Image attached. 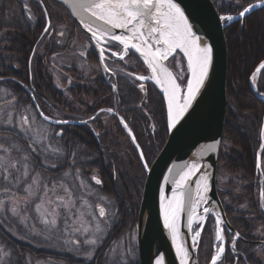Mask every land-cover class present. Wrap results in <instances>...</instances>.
I'll use <instances>...</instances> for the list:
<instances>
[{
    "label": "trees",
    "instance_id": "trees-1",
    "mask_svg": "<svg viewBox=\"0 0 264 264\" xmlns=\"http://www.w3.org/2000/svg\"><path fill=\"white\" fill-rule=\"evenodd\" d=\"M40 1L48 11L50 32L52 31H46L44 35L46 21L36 3H31L33 13L25 18L20 8L16 10L17 0H0V87L8 89L17 100L16 105L24 110L35 109L36 105L40 113L52 120L83 124L48 125L54 132H63L59 137L55 135L51 141L53 147L49 149L46 145L33 146L21 137L3 131L0 132V145L6 139L19 148L13 156L14 161L20 162L24 172L25 165L27 166L25 186L31 184V178L36 174H39L38 187L41 190L45 184L48 189H54V185L55 188L66 186L69 184L66 180L69 178L68 173L79 172L81 178L91 180V185L96 188L94 192L113 204L115 217L107 236L108 242L98 249L94 259L87 262L73 261L66 255L46 251L49 249L46 236L44 238L32 234L29 227L23 229L15 225L14 221L8 223L5 220L3 224L0 223V248L7 254V259L1 264H28L33 260L50 264H104L109 251L118 243L126 245V259L133 260L128 262L138 264L133 236L146 177L145 170L138 150L119 126L118 120L113 118L115 133L109 134L114 131L106 129L105 124L102 125L100 118L103 115L99 112L101 109H113L127 122L135 136L136 145L140 146L150 167L168 137L164 100L150 83H145V91H141L139 83L130 80L128 73H133L132 76L148 75L143 63L133 53H129L124 60L112 56L106 58L107 65L116 67L115 71L120 70L114 72V78H105L100 71L98 76H86L75 65V61H85L78 57L69 58L68 55L76 48V43L77 48L83 45L79 41L80 31L68 17L71 27H68L63 37L60 35L55 39L54 28L65 24L64 18L59 11L51 13L49 0ZM212 1L221 16L239 15L242 7L261 2ZM224 37L227 49V109L218 156V192L228 222L242 239L238 243V250L245 256L246 262L243 263L240 259L239 263L264 264V247L256 243L262 240L260 234L264 235V150L260 147L264 102L255 98L249 88L250 76L264 59V7L233 23L225 30ZM85 54L86 60L94 59L91 52L87 54L85 51ZM71 59H77L73 62L75 68L64 67ZM51 64L54 65L55 76L53 72L48 74ZM120 72L127 74V78ZM117 78V90L112 91L113 88L107 87L105 80ZM255 87L260 93H264V70L256 79ZM36 116L41 120L37 114ZM91 117L95 119H90ZM122 138L125 144H121ZM33 148L36 149L35 152L32 151ZM56 149L59 150V155H56ZM259 152L261 171L255 166ZM25 156L28 157L27 160L24 159ZM53 164L55 167H52ZM14 170L21 172L19 164L16 169H12ZM15 174L22 178L24 176ZM95 176L102 181L101 184L93 181ZM22 190L24 187L15 192L20 193ZM213 221L210 216L201 234L196 254L199 264H209L213 256ZM225 236L228 246L218 264H225V261L234 264V254L230 248L233 236L227 232Z\"/></svg>",
    "mask_w": 264,
    "mask_h": 264
},
{
    "label": "snow or ice",
    "instance_id": "snow-or-ice-1",
    "mask_svg": "<svg viewBox=\"0 0 264 264\" xmlns=\"http://www.w3.org/2000/svg\"><path fill=\"white\" fill-rule=\"evenodd\" d=\"M72 7L74 13L81 17V23L84 24L86 31L90 33V39L95 41L96 47L99 49L101 63L106 59V52H110L111 56L117 57L119 60H124L131 50L134 54H138L139 57L143 58L144 63L151 70V76L136 75L135 79L138 81L150 79L155 85L159 86L167 100L168 128L176 129L178 125H181V122L185 121V118L194 110L197 98L205 89L213 63L212 46L207 43H200L201 38L193 31V27L189 24L188 18L181 7L174 0H73ZM254 7H264V0H261V3L255 6L242 7L239 11L240 18H244ZM221 19L231 21L233 17L226 16L221 17ZM114 43L122 46V51L113 50L111 46ZM105 45H109V47H105ZM177 50L186 58L187 79L184 84L178 82V80L185 79L183 73L174 76L164 64L169 58L175 57ZM81 54L83 55V53ZM177 66L180 65L177 64ZM105 70H108L107 66H105ZM262 70H264V61L259 62L255 68V73H260ZM255 73L251 76L253 84L256 83ZM128 75L132 76L133 73H128ZM139 87L141 91H145L143 83ZM113 88L115 89V85H113ZM261 95L264 96V93H261ZM101 111L112 112L113 109H101ZM40 115L44 116L43 113ZM44 119L49 118L44 116ZM90 119H95V117ZM56 122L67 123V121ZM29 123V118L24 116L22 126ZM120 123L128 130V134L135 144V136L132 134V130L128 128L127 122L121 118ZM57 135H63V132H58ZM261 138L264 139V131L261 133ZM136 146L139 149L140 146L138 144ZM12 147L16 148L15 145ZM260 147L264 150V143ZM212 149L215 150L214 145ZM0 151L6 154L9 153V149L3 145H0ZM32 151L35 152L36 149L33 148ZM140 158L145 160L144 167L147 169L148 164L142 151L140 152ZM24 159L27 160L28 157L25 156ZM17 163L19 161H13L8 156L0 157V169L5 173H8L9 169H16ZM52 167H55V164ZM24 175L28 176L26 165ZM4 178L8 179V175H5ZM93 179L98 185L102 183L96 177H93ZM173 183V194L168 207L164 208L162 205L164 225L171 232L180 264H190L189 249L182 244H176L180 235L178 220L181 214L187 211V227L191 231L194 223L204 219L203 216L198 215L197 210L202 203L206 204L208 201L207 194L210 191L209 174L202 172L201 165L193 161L186 165V168L179 173L178 179H174ZM193 184L195 186L194 195L192 193ZM39 185V174H36L31 178V184L25 191L31 195L34 188ZM53 188H55V185ZM42 190L45 196L51 191L46 184L42 186ZM64 191L68 199L65 200L63 196H57L56 200L61 201L65 208L75 207L70 190L65 188ZM42 203L37 205V211L41 210ZM50 203L55 202L50 201ZM0 207H3V205H0ZM97 208L99 217L104 218L106 216L105 207L97 205ZM12 211L13 213L17 212L15 205ZM44 211L47 212V209ZM204 213H208L207 207L204 208ZM48 214L52 216V219L50 222L48 220L44 222L55 226L57 223L55 207ZM83 215L81 213L77 217L78 220H81V226L74 229L75 232L82 231V234L89 231V227L85 225L91 224V221L82 220ZM92 219L96 221L92 229L93 236L96 238L86 239L84 243L95 246L101 239L97 234H101L103 229L100 221L96 220L94 215ZM216 223L217 225L221 223L219 216L216 217ZM200 236L201 230H195L192 236L194 245ZM235 236L239 238V233H236ZM217 239H223L219 232H217ZM71 243L79 245L80 241L72 240ZM224 251L225 248L222 245L219 246L217 254L211 257L210 264H217ZM86 255L91 258L93 255L92 250H88ZM156 264H163V257H160Z\"/></svg>",
    "mask_w": 264,
    "mask_h": 264
},
{
    "label": "water",
    "instance_id": "water-1",
    "mask_svg": "<svg viewBox=\"0 0 264 264\" xmlns=\"http://www.w3.org/2000/svg\"><path fill=\"white\" fill-rule=\"evenodd\" d=\"M50 1L59 5L67 12L72 22L87 39L101 73L105 77H113V74L109 70H105V63L100 62L99 49L96 47L95 41L90 39V33L86 31L84 24L81 23V17L74 13L72 7L73 0ZM174 2L184 11L189 24L193 27V31L201 38L200 43H207L212 46L213 63L210 69L209 80L206 83L205 89L202 90L201 95L197 98L194 104V110L190 112L189 116L185 118V121H182L181 125H178L176 129L168 128V137L165 145L146 173L136 225V244L139 264H156V261L160 257H163V264H180L175 245L172 241L171 232L164 225L161 199L163 196L165 200L173 194L174 179H178L179 173L186 168V165L193 161L201 165L202 172L209 174L210 182V191L207 194L208 201L206 204L203 203L200 211L204 219L201 221L199 230L202 233L206 221L209 216H212L216 224L215 241L221 240V244L225 248L224 229L228 234L234 236L232 248L238 239L235 236V230L226 218L216 189L217 162L227 107V53L223 31L229 24L244 19L262 7H254L244 18H240L239 16L233 21H230L229 24L223 25L221 18L218 16L210 0H174ZM40 6L42 7L41 4ZM42 9L48 22L47 14L43 7ZM135 55L139 57L138 54ZM139 58L143 59L141 57ZM164 64L167 66L165 62ZM253 73H255V70ZM260 73H255L256 79ZM251 76L249 79V88L257 99L264 102V96L257 91L255 84L251 81ZM155 87L157 88L156 85ZM157 90L164 100L168 123L167 103L159 88ZM130 139L132 141L131 137ZM134 145L138 150L136 143ZM213 145L215 146V150L212 149ZM192 193L193 195L195 194L194 184L192 185ZM205 207L208 208L207 214L204 213ZM217 216L221 218L220 228L216 223ZM178 222L180 244L189 249L190 264H198L196 259L197 247L192 241L193 229L190 231L187 227V211L181 214ZM195 224H193V227ZM217 232L220 233L223 239H217Z\"/></svg>",
    "mask_w": 264,
    "mask_h": 264
},
{
    "label": "rangeland",
    "instance_id": "rangeland-1",
    "mask_svg": "<svg viewBox=\"0 0 264 264\" xmlns=\"http://www.w3.org/2000/svg\"><path fill=\"white\" fill-rule=\"evenodd\" d=\"M17 2L18 3L15 4L16 10H18V8L22 10V6L19 3L20 0H17ZM50 3H49V8L51 10V13L54 14L59 11V14H61L62 17L64 18L63 22L65 23L61 26L58 25V27L55 26L56 28H54V36L55 39H57V37H60L61 33L63 35L65 34V32H67V29L68 27H71V24L70 21L68 20L69 16L67 12L65 10H62L61 9L62 7L59 8L60 7L59 5L52 3L51 1ZM40 9L43 12L41 7ZM44 10L45 12H48L47 9L44 8ZM13 13L16 14V12ZM31 13L33 12L31 11ZM31 13L25 11L24 12L25 16L24 15L23 16L27 18L29 15H31ZM55 22H57L56 18H55ZM79 41L81 42V44L83 43V45L80 48L79 47L77 48L78 43H76L74 45L76 48L73 50L72 53L68 54L69 58L78 57L79 59L85 61V62L75 61V65H77V68L81 69V71H83L86 76L89 75L98 76L100 70L98 68V65L94 62V60L93 59L86 60L81 58L82 55L81 53H83V55L85 54V50L83 49V47L86 43V40L80 34H79ZM119 50L122 51V46H119ZM176 54H177L176 57H174L173 59L169 58V60L166 62L168 67L172 70L174 76L183 73L185 79L178 80V82L184 84L186 83V79H187L186 58L183 57V54L180 53L179 50H177ZM77 59H73V60L71 59L70 61L68 60L67 64L69 66L68 65L67 66L63 65V66L68 68H73L74 67L73 62L74 60ZM141 60L143 61V59ZM177 64H179L180 66L178 67ZM52 65L53 64L49 65L48 67V71H49L48 74L53 72L54 65L56 66V63L53 66ZM114 68L112 69L114 70ZM52 74L53 76H55L54 72ZM150 74L151 73L149 71L148 76L146 77H150ZM130 80H132L133 82L136 81L137 83L144 84L147 83L145 82L146 80H150V79H146L144 81H138L134 77H130ZM26 91L30 96L28 89H26ZM16 103L17 100L13 97V95H11V92H9L8 89L0 87V132L3 131L12 134L13 136L21 137L22 139H24L33 146L41 147L46 145L48 149L49 147H53V142L51 141H53L55 135H57V132H54L51 129H49L48 125L51 124L47 123L46 121L49 122L50 121L56 122V121L50 118L44 120V117H42V115L40 116V114L37 112L36 107L35 109L32 110L30 108L24 110L18 107ZM36 114L40 117L41 120L37 118ZM114 114L115 113L107 112V111L102 112L103 116H101L100 118L102 125L105 124L107 127L106 129H110L114 131V132H110L109 134H114L115 130L113 129L114 128L113 126L115 125V122L113 121V118H116L120 124L119 126L126 132V134H128V130L125 129L123 125L120 123L121 118H117ZM24 116H27L29 118L30 123L28 125L22 126V118ZM40 121L42 123H40ZM79 124H83V123H79ZM4 141H5L3 142L4 144L1 143V145H3L5 148H8L9 153L6 154L0 151V157L8 156L11 160L14 161L15 156L13 155L15 151H19V148L16 145H15L16 148H13L12 146L14 144L11 141H8L6 139ZM107 141L112 142L111 139H107ZM125 143L126 142L124 141V138H122L121 144H125ZM55 153L56 155L60 154L58 149H56ZM18 164L19 167L21 168V170H19L21 171L20 173L16 172V170L12 171V169H9V172L5 173L2 169H0V205H3V207H0V223L4 222L5 220H7L8 223L10 221H14L15 225H19L23 229L29 227L33 232L32 234L42 236L44 238L46 236L49 241V247L47 245V248L49 249H47L46 251H49L50 253H57V254L59 253L60 255H66L73 261L87 262L91 259H94V255L97 253L98 249L105 246L106 243L108 242L107 236L110 233L111 226H113L114 217H115V209L113 207V204L110 201L106 200L98 192H94L96 188H94L91 185V180L89 179V181H87L81 178L78 171H77L78 173L75 172L74 174L68 173L67 176L69 178L66 180L69 181V184L54 189L51 188L50 189L51 191L48 193L47 196H45L44 191L39 189L38 186H36L32 194L29 195V193L25 191V189L29 187V185L25 186L26 176L24 175L22 178L19 175L15 174V173L24 174V170H22L23 167L21 166L20 162L17 163V166ZM5 175H8V179L4 178ZM95 177L97 178V176ZM23 187L24 190H22L20 193L15 192ZM65 188L70 190L72 194L71 199L75 203V207L65 208L61 201L56 200L57 196H63L65 200L68 199V196L64 191ZM50 201H54L55 203H50ZM41 203H42L41 210L37 211V205ZM14 205L17 208L16 213H13L12 211ZM97 205L105 207L106 216L104 218L99 217ZM202 205L203 203L201 204L200 209H202ZM54 207L56 209L57 223L55 226H52L51 223L46 224L44 221L45 220H48L49 222L51 221L52 216L49 215L48 213H51ZM45 209H47V212L44 211ZM81 213L84 214L82 217L83 221H91L90 225H85L89 227V231L83 234L82 231L81 232L74 231L75 228L81 226V220L77 219V217H79ZM93 215L96 217V220L100 221L101 227L103 229V232L101 234H97L98 236L101 237V239L98 241V243L95 246L84 243L86 239L96 238L95 236H93V231H92L94 224L96 222L92 219ZM108 226L110 227L107 228ZM193 229H194L193 230V234H194V231L199 229L198 223L195 224V227ZM135 238L136 236H133L134 241ZM72 240H79L80 244L79 245L73 244L71 243ZM199 242L200 241L198 238L196 244L198 245ZM216 243L217 244L214 243L212 245V251L213 254L215 252V255L217 254V249L221 244V240L216 241ZM88 250H92L93 252L91 258H89L86 255V252ZM125 250H126V245L122 243L121 246V243H118L117 246H115L112 251H109V255L107 256L106 261H104V264L106 262L108 264H130L128 260L132 262L133 260L130 258L128 260L126 259L127 255ZM6 259H7V254L3 253L0 248V264L4 262ZM28 264H50V263L41 260H33ZM56 264H64V263L62 262Z\"/></svg>",
    "mask_w": 264,
    "mask_h": 264
},
{
    "label": "bare ground",
    "instance_id": "bare-ground-1",
    "mask_svg": "<svg viewBox=\"0 0 264 264\" xmlns=\"http://www.w3.org/2000/svg\"><path fill=\"white\" fill-rule=\"evenodd\" d=\"M212 3H213V1L212 0H210ZM216 2H218V3H225L227 0H215ZM40 4L41 5H43L41 2L40 3H38V5L40 6ZM213 6H214V4H213ZM214 8H215V6H214ZM263 8V7H262ZM63 9V8H62ZM64 10V9H63ZM215 10H216V8H215ZM216 12H217V10H216ZM217 14H218V12H217ZM69 16V15H68ZM218 16L221 18V17H226V16H221V15H219L218 14ZM233 17V19L231 20V21H233L235 18H237V17H239V15H236V16H232ZM45 18V17H44ZM47 18H48V15H47ZM70 18V17H69ZM242 20V19H241ZM241 20H238V21H236V22H239V21H241ZM45 21H46V18H45ZM221 22H222V24L223 25H227V24H229V22L230 21H228V20H222L221 19ZM233 23H235V22H233ZM233 23H231V24H229L225 29H224V31H223V36H224V32H225V30L229 27V26H231ZM45 29H47V32L49 33L50 32V29H51V27H50V23H49V19H48V22L46 21V25H45V28H44V31H43V35L46 33V31H45ZM50 33H52V31L50 32ZM224 40H225V37H224ZM38 46H39V44H38ZM37 46V47H38ZM225 47H226V42H225ZM226 53H227V49H226ZM227 55V54H226ZM94 60V62L98 65V63H97V60H96V58H94L93 59ZM264 60V59H263ZM147 65V64H146ZM60 67H61V65H60ZM150 70V69H149ZM121 73V72H120ZM150 73H151V70H150ZM123 76H124V78H127V74H125V73H121ZM151 76V75H150ZM259 77V76H258ZM119 81V80H118ZM149 81H151V80H149ZM151 82H153V81H151ZM226 82H227V78H226ZM154 83V82H153ZM105 84H106V86L107 87H111V88H113V85H115V89H116V86H117V83H116V79H113L112 81H106L105 80ZM155 84V83H154ZM157 86V85H156ZM109 87V88H110ZM118 88V87H117ZM157 88H159V90L161 91V89H160V87L159 86H157ZM114 89V88H113ZM112 89V91H116L115 89L113 90ZM250 91H251V89H250ZM258 91V90H257ZM162 92V91H161ZM259 92V91H258ZM252 93V92H251ZM260 93V92H259ZM162 94H163V96H164V93L162 92ZM252 95H253V93H252ZM254 96V95H253ZM255 97V96H254ZM164 98H165V96H164ZM226 98H227V95H226ZM256 98V97H255ZM165 101H166V103H167V100H166V98H165ZM117 107V106H116ZM226 109H227V107H226ZM106 110V109H105ZM108 112V111H107ZM112 113H115L114 115L116 116V117H118V118H121L120 116H118L117 115V113L113 110L112 111ZM225 115H226V113H225ZM79 123H74V122H67V123H64V125H75V126H77ZM224 126H225V120H224ZM224 130V129H223ZM262 131H264V125L262 126V129H261V133H262ZM128 136H129V134H127ZM221 141H222V139H221ZM260 141H261V144L262 143H264V139H262L261 138V135H260ZM220 146H221V144H220ZM138 156H139V159H140V161H141V163H142V165H143V167H144V163H145V160H141V158H140V148L138 149ZM158 157V156H157ZM157 157H156V159H157ZM258 158H259V161H258ZM155 159V160H156ZM155 160L153 161V163L155 162ZM258 162H259V167H258ZM153 163L151 164V166L153 165ZM151 166L149 167H147V169H145V167H144V170H145V176H146V173H147V171L151 168ZM256 168L259 170V171H261V155H260V152L259 153H257V155H256ZM217 169H218V162H217ZM145 179H146V177H145ZM93 181L95 182V180L93 179ZM144 183H145V181H144ZM144 187V186H143ZM216 189H217V194H218V197H219V200H220V202H221V204H222V201H221V199H220V196H219V192H218V179H217V171H216ZM260 197H261V192H260ZM171 198H172V195L169 197V198H167V199H161V211H162V205L164 206V208H167L168 207V204H169V201L171 200ZM201 206V205H200ZM222 206H223V204H222ZM139 207H140V205H139ZM264 207V206H263ZM224 209V208H223ZM200 207L198 208V215L199 216H201V214H200ZM225 211V210H224ZM138 212H139V210H138ZM225 215H226V213H225ZM137 217H138V214H137ZM162 217H163V220H164V215H163V211H162ZM227 218V217H226ZM209 219V218H208ZM199 222H201V221H199ZM199 222H197V223H199ZM136 225H137V220H136V224H135V236H136ZM215 227H216V224H215V221H213V223H212V228H214V232H215ZM178 228H179V222H178ZM219 228H220V225H219ZM261 236L260 237H262V234H260ZM259 244H261V246H263L264 247V239H262L261 241H259L258 242ZM135 244H136V238H135ZM176 244L177 245H180V238L178 237V239H177V242H176ZM175 248H176V246H175ZM135 254H136V257H137V259H138V252H137V244H136V247H135ZM138 264H139V260H138Z\"/></svg>",
    "mask_w": 264,
    "mask_h": 264
},
{
    "label": "flooded vegetation",
    "instance_id": "flooded-vegetation-1",
    "mask_svg": "<svg viewBox=\"0 0 264 264\" xmlns=\"http://www.w3.org/2000/svg\"><path fill=\"white\" fill-rule=\"evenodd\" d=\"M36 1H38V2H41L40 0H36ZM32 2H34L33 0H20V5L22 6V11H23V13L25 12V11H28V12H30L31 13V11H33V9H34V7L32 6ZM35 3V2H34ZM42 3V2H41ZM43 4V3H42ZM26 5H27V7H26ZM38 5V4H37ZM39 6V5H38ZM40 7V6H39ZM29 17V16H28ZM61 37H63V35H61ZM107 47H109V45L107 46ZM112 47V49L113 50H116V51H120L119 50V47L118 46H116V45H112L111 46ZM83 49L86 51V53L88 54V53H92V55H93V57L95 58V56H94V53L92 52V49H90V47H89V44L87 43V41H86V43H85V45H84V47H83ZM79 57H80V55H79ZM86 54H84V55H81V58H83V59H86ZM115 59H118L117 57H115ZM109 67H111L110 66V64L108 65ZM114 71V70H113ZM116 71H120V70H116ZM116 71H114V72H116ZM123 76V75H122ZM118 78L116 79V83H118ZM261 230V229H260ZM262 239H264V235H262ZM242 239L239 237L238 239H237V241L235 242V245H234V248L232 249L233 250V254H234V264H240L239 263V260L240 259H242L241 261L244 263V262H246V260H245V256H243V254H242V252L241 251H239L238 250V243L241 241ZM232 243V242H231ZM249 243H251V242H249ZM259 246H261V244H259L258 242H256ZM231 245V244H230ZM227 239H226V236H225V251L227 250ZM263 247V246H262ZM242 257V258H241ZM225 264H228L227 263V261H225L224 262ZM249 264V263H248ZM253 264H258L257 262H253ZM260 264H262L261 262H260Z\"/></svg>",
    "mask_w": 264,
    "mask_h": 264
}]
</instances>
